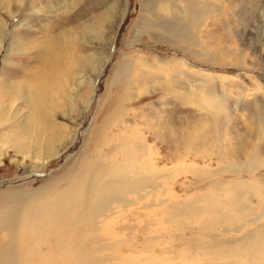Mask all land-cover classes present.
<instances>
[{"label": "rangeland", "instance_id": "obj_1", "mask_svg": "<svg viewBox=\"0 0 264 264\" xmlns=\"http://www.w3.org/2000/svg\"><path fill=\"white\" fill-rule=\"evenodd\" d=\"M147 1L151 0H144L149 6ZM208 1L218 4L221 15L209 21L212 34L202 35L212 62L193 53L202 47L190 46L181 52L142 33L140 25L154 18L141 9L140 0H78L72 11L60 13L47 10L63 0H21L19 8L18 0H0L4 35L0 48V142L9 138L0 150V195L36 192L46 182L69 174L86 155L94 158L98 149L101 162L109 163L115 156L116 163L132 168L136 164L128 161L126 149L144 147L142 156H132L140 163L147 162L148 146L157 169L190 164L209 175L175 172L169 179H156L155 203L166 200L168 208L159 206L147 229L138 217L142 212L131 207L118 213L110 225L93 234L99 237L93 243L112 244L95 256L112 253L114 259L104 264H264V253L240 246L255 230L264 232V0ZM173 2V14L178 16L186 4ZM108 9L113 10L112 17L105 20ZM70 20L79 24L78 55L92 62L83 71L73 67L68 71L62 100L56 108L48 109L59 127L55 139L41 131L34 119L28 120V108L20 97L23 89L16 84L26 79L29 65L37 64L33 46L39 35L35 33L52 21L67 25ZM120 53L137 60L138 70L154 71L140 64L142 60L175 58L202 75L213 74L207 85L216 90V96L209 101L203 88L196 92L204 83L195 80L192 98L167 84L162 88L153 84L149 92L142 90L138 97H127L120 84L107 86ZM76 73L79 77L73 81ZM137 89L132 85V91ZM242 93L257 99L260 111L256 119L238 110ZM256 146L262 155L259 167L250 173L243 166ZM237 167L240 172H232ZM236 194L243 195L238 199L248 207L245 216L237 217L227 229L217 226L207 208L218 207L233 216L223 203L232 202ZM174 209L177 215L164 222ZM256 220V225L249 224ZM237 228L242 230L233 232ZM228 229L233 231L225 232Z\"/></svg>", "mask_w": 264, "mask_h": 264}, {"label": "bare ground", "instance_id": "obj_2", "mask_svg": "<svg viewBox=\"0 0 264 264\" xmlns=\"http://www.w3.org/2000/svg\"><path fill=\"white\" fill-rule=\"evenodd\" d=\"M63 1V4L59 2L63 6L60 7L56 2V6L49 7L47 11L60 13L68 10L70 12L76 8L78 2V0ZM172 1L153 2L151 0L146 2L149 4L147 6L144 4V0H140L141 9L149 12L154 18V21H147L140 25L142 33L148 34L153 42L172 45L181 52L186 51L190 46L202 47L193 53L204 58V61L212 62L209 61L212 56L208 55L204 48L205 42L202 35L203 33L212 34L208 26L210 20L221 16L217 9L218 4L208 0H181V3L183 1L186 4V7L179 10L178 16H176L173 14L172 9L175 4ZM68 2L69 4H67ZM17 4L19 8L21 0H18ZM112 11V9L106 11L105 20L112 17ZM33 12L35 13V11ZM172 21L174 22L172 23ZM169 22L172 24L170 25ZM49 25L42 26V30L35 33V35H39L38 39L35 38L33 46L37 64L27 66L28 70L24 75L26 79L20 80L16 85H20L23 89L20 92V97L28 108V120L34 119L35 125L41 131L50 133L53 138L56 136L55 139H57L60 135L57 133L59 127L53 121L55 114L49 112L48 109L56 108L58 102L62 100L63 83L69 79L68 71L72 67L83 71L85 67H91L92 61L84 59V55L83 57L78 55L79 24L70 20L67 21V25L60 21H52V24ZM154 28L156 31H152ZM44 36H46L45 40L39 41ZM3 37V28L0 24V48ZM136 38L137 35H134L133 39ZM82 40L86 41V38ZM137 63V60L130 58L129 53H120L110 73L107 86L120 84L123 95L138 97L142 90H147L153 84L159 88H162V84L163 86L167 84L168 87L181 90L176 93L192 98L195 94L194 91H191L192 83L196 80L204 83L199 86L198 90L196 89V92H201L203 88V94L207 95L209 101L212 96H216V90L208 86L210 77H214L213 74L202 75L201 72L186 67L178 59L158 58L151 62L142 60L140 64L150 67L151 70H154L153 72L138 70ZM78 77L79 73H76L73 81ZM163 78L165 83H163ZM132 85H137L138 89L132 91ZM240 100L241 107L238 110L256 119V112L260 111L257 107V99L250 98V93H242ZM2 116L4 115L2 114ZM14 116L16 117V114ZM261 126L264 127V122L261 123ZM104 138L101 139L103 143ZM5 139L7 143L9 141L8 136L2 138L0 150ZM18 141L21 142L22 139ZM134 148L126 149L128 161L136 164L132 168L123 166V163H116L115 156H112L109 163L101 162L98 149L94 158L86 155L74 169H68L67 173L69 174L65 173L66 176L60 175L53 181L46 182L36 192H13L10 195H0V264H104L111 262L114 259L112 253L106 254L103 258L95 256L98 251L108 250L112 245L110 243H100V245L93 243V241L99 240V237L96 238L93 235L95 232L101 227L110 225L118 213L127 211L131 207L139 211L138 213L142 212L138 217L139 220H142V228L147 229L157 215V208L166 202L163 200L155 203L154 196L158 194L156 179H169L175 172H187L197 177H205L208 174L207 170L205 172L196 169L194 165L190 164H181L178 168L157 169L152 158L153 153L150 152L151 149L148 146H146L149 151L147 162L138 163L132 156H142L144 147ZM261 155L260 146H256L249 162L243 166L247 172L251 173L259 167ZM105 167L108 168V171L105 170ZM232 172H240V169L237 167ZM170 186L165 188L167 193L170 191ZM242 196V194H236L232 202L223 203V205H227L225 207H230L231 212H234L233 216L218 211V207L207 208V211L215 217L213 221L217 226L227 229L230 223L236 222L237 217L245 216L248 207L238 199ZM167 206L165 207L168 208ZM146 211L147 213H143ZM172 215L176 216L177 210L167 214L168 217L163 221L170 222ZM145 216L148 219H143ZM258 220L260 221L261 218ZM258 220L249 224L256 225ZM241 230L242 228H237L234 231L228 229L225 232L238 233ZM246 238L245 242L240 243L244 250L264 253V245L259 243V241L264 243L263 231L255 230L253 235L249 234ZM149 239L153 240L151 237ZM219 242L224 244L222 241ZM233 244L236 243L233 242Z\"/></svg>", "mask_w": 264, "mask_h": 264}]
</instances>
